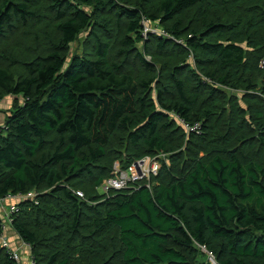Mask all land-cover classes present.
I'll list each match as a JSON object with an SVG mask.
<instances>
[{
	"label": "trees",
	"instance_id": "obj_1",
	"mask_svg": "<svg viewBox=\"0 0 264 264\" xmlns=\"http://www.w3.org/2000/svg\"><path fill=\"white\" fill-rule=\"evenodd\" d=\"M262 60L264 0H0V199L40 193L12 225L35 264H264Z\"/></svg>",
	"mask_w": 264,
	"mask_h": 264
},
{
	"label": "built area",
	"instance_id": "obj_2",
	"mask_svg": "<svg viewBox=\"0 0 264 264\" xmlns=\"http://www.w3.org/2000/svg\"><path fill=\"white\" fill-rule=\"evenodd\" d=\"M144 27L143 37L145 40L150 35H157L160 38L173 39L174 37L164 29H160L147 17L143 18L142 24ZM260 68L264 69V60L260 62ZM187 132L200 133L199 126L189 128L186 126ZM6 126L0 127V132L5 130ZM162 161H167L164 154L151 157L146 156L142 159L136 160L129 167L123 169L119 162H116L113 167L111 177L106 179L99 188L103 198H109L113 192H132L142 186L152 190V179L158 176L162 167ZM69 190L79 199L88 201L84 192L79 190ZM40 193L32 191L26 195H9L4 199H0V207L3 208L1 224H0V248L4 249L11 257L15 264H35V259L32 255V248L30 245L23 243L22 248L13 249L10 241L9 230L15 221L16 216L20 213L21 208L19 204L23 201H34L38 203L37 198ZM95 204V203H92ZM23 250L29 252V256H25ZM209 262L217 264L215 258L209 254Z\"/></svg>",
	"mask_w": 264,
	"mask_h": 264
},
{
	"label": "crops",
	"instance_id": "obj_3",
	"mask_svg": "<svg viewBox=\"0 0 264 264\" xmlns=\"http://www.w3.org/2000/svg\"><path fill=\"white\" fill-rule=\"evenodd\" d=\"M6 101L7 103L6 102L2 104L0 103V127H3L5 125L9 112L12 109V102L8 100ZM2 212H3V208L0 207V217H2ZM9 236H10V241H11V245L13 249L16 250V249L22 248L24 242L21 240L19 235L14 231V229L11 228L9 230ZM23 253L28 258L29 252H27L26 250H23Z\"/></svg>",
	"mask_w": 264,
	"mask_h": 264
},
{
	"label": "rangeland",
	"instance_id": "obj_4",
	"mask_svg": "<svg viewBox=\"0 0 264 264\" xmlns=\"http://www.w3.org/2000/svg\"><path fill=\"white\" fill-rule=\"evenodd\" d=\"M158 27H159V26H158ZM159 28H160V29H163V28H161V27H159ZM86 36H87V34L84 33V34L81 36L80 41L83 42ZM140 47H141V46H140ZM73 50H74V52L80 51V50L78 49V45H77V44H75V45L73 46ZM6 100L11 101V102H12V105H13V101L15 100V98H13V97H6V98L0 100V103H1V104H2V103H5V102L7 103ZM98 194L102 195V193H101L99 190H98Z\"/></svg>",
	"mask_w": 264,
	"mask_h": 264
}]
</instances>
